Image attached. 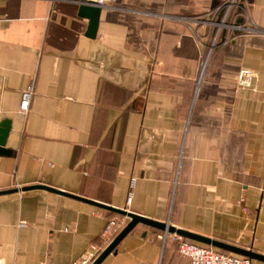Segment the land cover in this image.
Segmentation results:
<instances>
[{
    "label": "crops",
    "instance_id": "crops-1",
    "mask_svg": "<svg viewBox=\"0 0 264 264\" xmlns=\"http://www.w3.org/2000/svg\"><path fill=\"white\" fill-rule=\"evenodd\" d=\"M223 1L113 0L91 37L81 0H0V190L44 184L264 254V0H239L248 28L212 47ZM66 193H0V264H71L109 243L122 215ZM163 231L137 223L100 264H188Z\"/></svg>",
    "mask_w": 264,
    "mask_h": 264
},
{
    "label": "built area",
    "instance_id": "built-area-1",
    "mask_svg": "<svg viewBox=\"0 0 264 264\" xmlns=\"http://www.w3.org/2000/svg\"><path fill=\"white\" fill-rule=\"evenodd\" d=\"M93 2L100 6H104L113 0H85ZM239 4V0H224L220 3L212 13H216V19H208L210 23H214L218 26L213 46L216 44V39L223 27H233L236 30H246L248 26L243 23V19L239 21L238 15H234V6ZM213 18V16L211 17ZM213 48L210 49V52ZM254 71L251 69H241L238 75V84L243 87L255 88L253 84ZM34 92V83L31 81L21 92L19 101V111L27 113L30 109L31 99ZM132 197L131 190L126 197V203H130ZM244 198H241L243 201ZM247 209V207H245ZM125 215L111 216L109 217L102 229L101 235L108 239L110 242L113 237L121 230L126 224ZM20 224H24L23 221ZM171 235L174 240L177 241L178 251L188 258V264H260L256 262L252 257L231 251H222L212 246L198 244L194 241L185 239L182 235L175 232H168L164 230L160 237L165 241L168 235ZM103 248L92 246L86 248L80 253L71 264H91L98 256Z\"/></svg>",
    "mask_w": 264,
    "mask_h": 264
},
{
    "label": "water",
    "instance_id": "water-1",
    "mask_svg": "<svg viewBox=\"0 0 264 264\" xmlns=\"http://www.w3.org/2000/svg\"><path fill=\"white\" fill-rule=\"evenodd\" d=\"M100 10H101V6L98 4H95L93 2H88L85 0H81L80 4H79V12L78 14L81 16H85L89 19V23L86 29V35L88 36H95L96 34V29H97V24H98V19H99V15H100ZM239 21H241V19H239ZM9 122L8 121H2L0 123V154H4V153H8L10 152V149H6L4 147L5 145V141H6V136L8 133V129H9ZM30 187H45L51 190H55L61 193H66L64 191H60L54 187L48 186V185H44V184H33V185H26V186H22V187H15V188H9V189H3L0 190V193H6V192H11V191H15V190H23V189H27ZM66 194H70V193H66ZM85 200H88L89 202H92L96 205H99L101 207L113 210L121 215H125L129 218V220L127 221V223L121 228V230L113 237V239L101 250V252L98 254V256L94 259V261L91 264H100L101 261L109 254L111 253L114 248L116 247V245L118 244V242L139 222L144 223V224H148V225H152L158 228H161L163 230H166L168 232H175L177 234H180L182 236H188L191 238H195V239H199V240H203L209 243H212L214 245H218L221 246L223 248H226L228 250L240 253V254H244L247 256H250L252 258H256V259H260L264 261V254L260 253L258 251H255L253 249L250 248H244V247H240V246H236L233 245L231 243H227V242H223V241H219L216 239H212L208 236H204V235H200L191 231H188L186 229H183L181 227H176L175 225L169 223L168 221H160L157 219H153L150 217H146L144 215H141L139 213H136L134 211H131L127 208L124 207H115L112 205H109L107 203H103V202H99V201H95V200H91V199H87L78 195H74V194H70Z\"/></svg>",
    "mask_w": 264,
    "mask_h": 264
},
{
    "label": "bare ground",
    "instance_id": "bare-ground-1",
    "mask_svg": "<svg viewBox=\"0 0 264 264\" xmlns=\"http://www.w3.org/2000/svg\"><path fill=\"white\" fill-rule=\"evenodd\" d=\"M206 66H208V65H206V64L203 65L202 74H201V80H202V78H203V74H204V72H205V68H206Z\"/></svg>",
    "mask_w": 264,
    "mask_h": 264
},
{
    "label": "rangeland",
    "instance_id": "rangeland-1",
    "mask_svg": "<svg viewBox=\"0 0 264 264\" xmlns=\"http://www.w3.org/2000/svg\"><path fill=\"white\" fill-rule=\"evenodd\" d=\"M209 59H210V49H209V51H208V55H207V57H206V59H205L204 61L207 60V62H208Z\"/></svg>",
    "mask_w": 264,
    "mask_h": 264
}]
</instances>
